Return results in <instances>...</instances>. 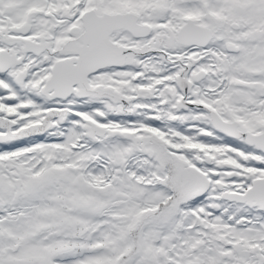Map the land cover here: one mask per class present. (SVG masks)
Instances as JSON below:
<instances>
[{
    "label": "snow or ice",
    "instance_id": "obj_1",
    "mask_svg": "<svg viewBox=\"0 0 264 264\" xmlns=\"http://www.w3.org/2000/svg\"><path fill=\"white\" fill-rule=\"evenodd\" d=\"M0 264H264V0H0Z\"/></svg>",
    "mask_w": 264,
    "mask_h": 264
}]
</instances>
